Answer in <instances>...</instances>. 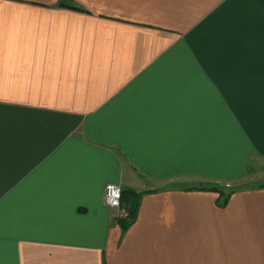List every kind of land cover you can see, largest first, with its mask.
<instances>
[{
    "label": "crops",
    "instance_id": "obj_1",
    "mask_svg": "<svg viewBox=\"0 0 264 264\" xmlns=\"http://www.w3.org/2000/svg\"><path fill=\"white\" fill-rule=\"evenodd\" d=\"M262 176L264 0H0V264H264Z\"/></svg>",
    "mask_w": 264,
    "mask_h": 264
},
{
    "label": "trees",
    "instance_id": "obj_2",
    "mask_svg": "<svg viewBox=\"0 0 264 264\" xmlns=\"http://www.w3.org/2000/svg\"><path fill=\"white\" fill-rule=\"evenodd\" d=\"M223 188L224 187L209 185L205 187H200L199 189L218 193L220 196L219 203L226 204V202H228L231 195L234 194L238 190L232 189V190L226 191ZM140 198H141V195L139 194L123 191L122 203L129 212V215L127 218L120 220V223L124 231H126L132 225V223L135 221L137 217V213H138V209L140 205Z\"/></svg>",
    "mask_w": 264,
    "mask_h": 264
},
{
    "label": "built area",
    "instance_id": "obj_3",
    "mask_svg": "<svg viewBox=\"0 0 264 264\" xmlns=\"http://www.w3.org/2000/svg\"><path fill=\"white\" fill-rule=\"evenodd\" d=\"M122 187L119 185H110L105 191L106 204L116 211V219H124L129 215L128 210L122 203Z\"/></svg>",
    "mask_w": 264,
    "mask_h": 264
},
{
    "label": "rangeland",
    "instance_id": "obj_4",
    "mask_svg": "<svg viewBox=\"0 0 264 264\" xmlns=\"http://www.w3.org/2000/svg\"><path fill=\"white\" fill-rule=\"evenodd\" d=\"M263 181H264V176L259 177L258 179H256V181H247L243 184L242 183H232L230 184V186H228L227 184H221V185L219 184V187H224L223 189H225L226 191L237 189L239 187H258L260 185H263L264 183ZM199 184H200V187H203L206 185V183H199Z\"/></svg>",
    "mask_w": 264,
    "mask_h": 264
}]
</instances>
